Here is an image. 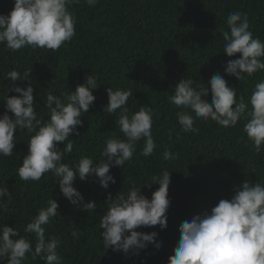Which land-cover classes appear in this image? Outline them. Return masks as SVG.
<instances>
[{"label": "trees", "instance_id": "1", "mask_svg": "<svg viewBox=\"0 0 264 264\" xmlns=\"http://www.w3.org/2000/svg\"><path fill=\"white\" fill-rule=\"evenodd\" d=\"M13 7L14 0H0V14H8ZM70 11L76 18V35L55 52L30 47L12 52L0 44V115L6 111V95H19L14 90L7 92L12 82L6 79V73L13 69L21 74L31 69L36 111L44 121L50 116L45 106L48 92L65 99L66 93L74 91L92 73L100 87L93 90L96 100L81 117L83 125L77 126L80 136L70 134L74 147L65 162L75 165L83 156L99 162L105 159L101 154L106 139L123 138L118 125L120 110L114 114L104 111L108 87L132 90L127 104L130 112L138 111L140 106L152 107V132L157 147L151 156L145 157L141 154L144 140L139 141L125 166L110 169L116 183H110L108 189L102 188L94 176L86 180L77 176L74 186L85 201L97 204L94 212H89L63 196L51 172L39 181L19 178L17 170L28 153L27 141L33 133L18 129L13 154L0 155V185L12 193L11 200L5 197L6 206L0 208V226L16 227L21 236L32 241L34 250L35 234L25 233L24 228L38 209L54 198L59 204L58 216L45 226L46 238H60L58 252L63 264H168L179 241L182 222L210 212L221 199L230 200L243 181L256 184L264 178V146L256 153L243 131L244 119L227 128L210 118L196 119L198 133H181L176 113L183 109L170 103L173 86L182 78L189 76L207 86V81L218 72L230 87L237 88V100L243 96L246 103L249 101L255 84L264 80V70L245 75L242 80L225 73L226 62L241 54L229 57L223 51L222 32L229 30L228 15L241 11L247 13L254 37L264 40V0H99L95 7L80 0L70 6ZM15 83L28 85L27 80ZM205 99L211 103L210 88ZM59 147L63 148L64 142ZM166 147L173 154L178 153V158L165 160L162 153ZM164 170L171 174L167 227L138 229L158 232L157 241L162 246L157 249L149 244L139 254L106 249L100 220L108 206V194L115 198L133 184L139 188L153 183V177ZM159 186L145 185L141 192L151 198ZM73 230L78 231V239L71 235ZM0 264H7V258H0ZM25 264L45 261L40 257L32 259L28 254Z\"/></svg>", "mask_w": 264, "mask_h": 264}, {"label": "clouds", "instance_id": "2", "mask_svg": "<svg viewBox=\"0 0 264 264\" xmlns=\"http://www.w3.org/2000/svg\"><path fill=\"white\" fill-rule=\"evenodd\" d=\"M85 2L95 7L99 0ZM74 3L79 4L80 0H14L12 10L8 14H0V44L12 52L29 47L57 51L76 35V18L70 11ZM226 24L229 30L222 32L225 41L223 51L229 57L237 53L241 55L226 62L225 73L242 80L245 75L252 76L264 70V40L254 37L247 13H230ZM30 72L31 69L21 74L13 69L6 73V79L12 82L7 92L14 90L19 95H6L3 100L6 111L0 115V155L13 154L18 129L33 133L27 141L28 153L17 170L19 178L39 181L51 172L57 178L63 196L72 205L94 212L96 202L85 201L83 194L74 186L77 176L81 180L94 176L102 188L108 189L110 183H116L110 169L125 166L142 139L144 146L141 154L151 156L157 147L152 132L154 110L150 106H140L138 111L130 112L127 104L133 96L132 90L108 87L109 99L104 111L114 114L120 110L118 125L123 138L112 136L106 139L101 154L105 159L95 162L93 158L83 156L70 166L65 162V157L72 153L74 147L70 134L80 136L77 126L83 125L81 117L96 100L93 90L100 87L98 78L89 74L84 83L65 94V99L48 92L45 106L50 116L44 121L36 111ZM17 80H27V87L16 84ZM173 88L170 103L183 109L176 113L181 133H198L196 119L210 118L225 128L235 127L244 119V133L256 153L261 152L264 146V80L255 84L247 103L243 96L237 100V88L230 87L219 72L207 81V86L188 76ZM209 88L211 103L205 99L209 96ZM179 135L177 133V138ZM60 142H64L63 148L59 147ZM162 156L165 160H172L177 159L179 154H173L166 147ZM153 181L142 186L159 183L151 198L135 184L115 198L108 194V206L100 220L106 249L139 254L149 244L157 249L162 246V242L157 241L158 232L138 231L142 226L159 225L164 229L168 224L170 171L164 170L161 175L154 176ZM11 195L5 185H0V208L6 206L4 198L11 200ZM58 208V201L49 199L47 206L38 209L37 215L24 228L25 233L35 234L34 250L32 241L21 236L16 227L0 226V258L6 257L7 264H25L28 254H31L32 259L40 257L45 264H63L58 252L61 240L55 236L46 238L45 227L58 216ZM179 232V241L168 264H264V178L256 184L243 181L230 200L221 199L210 212L205 211L190 221L182 222ZM71 235L79 238L76 230Z\"/></svg>", "mask_w": 264, "mask_h": 264}]
</instances>
